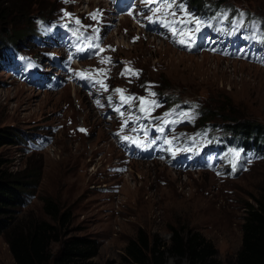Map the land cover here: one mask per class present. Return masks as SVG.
<instances>
[{"label":"rangeland","instance_id":"1","mask_svg":"<svg viewBox=\"0 0 264 264\" xmlns=\"http://www.w3.org/2000/svg\"><path fill=\"white\" fill-rule=\"evenodd\" d=\"M221 1L264 17V0ZM4 5L9 15L0 21V36L14 54L0 62V128L13 132L15 141L0 147V156L24 180L40 176L15 218H49L43 204L51 197L73 211L71 235L98 240L94 259L102 264H129L124 250L140 228L169 241L172 229L182 226L201 231L229 264L242 244L245 209L264 185V158L250 152L254 163L248 171L216 173V161L240 159L239 151L229 148L209 152L210 161L200 171L187 169L188 157L175 168L170 158L164 160L165 146L175 156L202 157L204 144L192 153L181 139L202 131L200 115L193 109L172 112L162 95L173 94L204 113L214 109L218 115L205 117V126L226 124L232 116L264 126V64L251 55L214 53L215 45H206V39L198 45L196 38L179 34L194 27L179 23L186 17L178 9H173L175 17L147 20L153 12L142 0H4ZM195 7L199 18L203 5ZM97 10V18H91ZM203 26L207 36L208 26ZM126 67L139 75H121ZM115 89H123L133 102H122ZM111 90L107 109L100 108L93 101L100 94L95 91L107 95ZM138 98H144L147 113L140 111ZM169 116L174 126L164 133ZM134 146L153 153L144 157ZM0 264H14L4 234ZM166 264L178 262L168 257Z\"/></svg>","mask_w":264,"mask_h":264},{"label":"trees","instance_id":"2","mask_svg":"<svg viewBox=\"0 0 264 264\" xmlns=\"http://www.w3.org/2000/svg\"><path fill=\"white\" fill-rule=\"evenodd\" d=\"M185 1L195 6L216 5V9L226 4L221 0ZM8 10L4 0H0V21L8 17ZM19 36L21 39L26 34ZM3 41L0 36V58L4 52ZM217 115L214 109L205 112L209 120ZM226 122L222 125L228 131L242 134L246 146L257 144L261 137L264 147V126L261 124L251 120L239 121L235 116L227 117ZM14 136L10 130L0 128V147L12 144ZM251 136H254L253 141ZM39 180V174L32 182L19 177L7 168L6 159L0 156V236H6L14 264H102L94 259L99 254L98 240L88 235H71L68 228L72 224L73 211L53 198H44L43 210L49 218H15L17 209L27 205V194ZM254 201L245 209L242 244L229 264H264V185ZM55 243H60L57 250L54 249ZM168 257L175 258L178 264L183 260L187 264H223L210 239L201 231L184 226L173 228L169 241L158 235L151 236L140 228L124 250V259L129 264H166Z\"/></svg>","mask_w":264,"mask_h":264},{"label":"snow or ice","instance_id":"3","mask_svg":"<svg viewBox=\"0 0 264 264\" xmlns=\"http://www.w3.org/2000/svg\"><path fill=\"white\" fill-rule=\"evenodd\" d=\"M65 2H68V0H65ZM142 2L145 4V6L148 8L149 11L153 12L152 16H148L146 17L147 20L152 21L154 16L157 19H160L161 16H173L175 17L176 13L175 11H173V9H178L181 13L184 14V16L186 17V19H182L181 21H179V23L187 25V24H194L195 27L192 29H189L188 32H183V30H181V32L179 34H182L186 37H188L189 40L194 41L195 39V33H199L201 31V25H202V21L196 17L191 16L189 13H187L186 9L184 8V6L182 4H177L176 0H142ZM131 14V13H130ZM65 15H70L68 13H65ZM91 16V18L96 19L97 16L99 15V10H97V12L94 13H90L89 14ZM241 16H243L244 14L241 13ZM77 23H79V21H76ZM138 39L136 37L133 38V41L135 42V40ZM179 43L181 44H186V40L185 39H181L179 41ZM115 50V49H112ZM107 62H110V58H106ZM102 63L105 62L104 60L101 61ZM261 62H264V59L261 60ZM29 67H32L31 64L28 65ZM103 71V70H100ZM77 75H83L82 73H77ZM121 75H133V76H138L139 75V71L138 70H132L129 68H125L124 71L121 72ZM116 92L121 94V101L122 102H129L131 100L134 99V97L132 96H127L125 97L123 95L124 90L123 89H115ZM151 95H155L154 93H152ZM141 100L142 102V106L140 108V111L147 113L149 111L148 108H145L143 106V102H144V98H138ZM99 103V102H97ZM152 106H156L155 101H150L149 102ZM167 122V121H165ZM126 123V122H125ZM163 129H161L162 131ZM80 131H85L84 129H80ZM123 139L128 140L130 139L129 137H123ZM167 143H171V141H166ZM240 153L236 152L235 156L239 157ZM233 170H235V164L233 165Z\"/></svg>","mask_w":264,"mask_h":264},{"label":"bare ground","instance_id":"4","mask_svg":"<svg viewBox=\"0 0 264 264\" xmlns=\"http://www.w3.org/2000/svg\"><path fill=\"white\" fill-rule=\"evenodd\" d=\"M104 1V0H103ZM100 3V2H99ZM102 3V2H101ZM67 45V44H66ZM66 47H68V46H66Z\"/></svg>","mask_w":264,"mask_h":264}]
</instances>
